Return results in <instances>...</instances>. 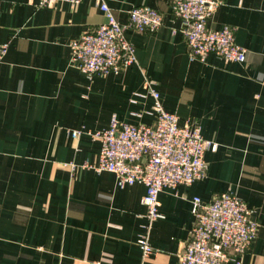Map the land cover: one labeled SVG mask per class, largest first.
Returning <instances> with one entry per match:
<instances>
[{"label": "crops", "instance_id": "0c3cea01", "mask_svg": "<svg viewBox=\"0 0 264 264\" xmlns=\"http://www.w3.org/2000/svg\"><path fill=\"white\" fill-rule=\"evenodd\" d=\"M36 2L0 0V43H8L0 60V264H139L136 240L145 232L154 251L143 264H178L191 199L224 191L253 208L259 224L241 262L226 264H264V0H222L207 21L234 28L243 62L212 53L191 60L170 0H106L121 25L138 5L157 9L162 24L125 28L136 63L92 77L70 63L69 43L105 20L94 0ZM145 80L180 126H197L216 144L202 178L159 192L162 217L150 223L145 186L121 187L112 172L97 171L99 140L70 134L102 130L112 115L152 123Z\"/></svg>", "mask_w": 264, "mask_h": 264}, {"label": "built area", "instance_id": "2783aa9c", "mask_svg": "<svg viewBox=\"0 0 264 264\" xmlns=\"http://www.w3.org/2000/svg\"><path fill=\"white\" fill-rule=\"evenodd\" d=\"M58 0H37L38 7H53ZM71 5L81 0H63ZM105 17L96 26L85 29L69 43L70 63L86 77L120 73L136 63L133 44L124 34L125 28L139 32H153L162 24V14L148 5H138L127 12V22L121 25L106 0H94ZM222 0H170L172 13L180 20L179 31L187 45L191 60L204 61L209 53L225 60L243 62L246 49L236 43L234 28L207 26V21ZM8 43H0V60ZM144 87L153 103L147 114L154 116L152 123H131L112 115L109 125L95 132L84 127L70 131L73 138L87 133L100 142L97 171H109L117 184L141 183L146 191L142 203L148 222L162 217L158 194L165 188L190 185L202 178L207 169L204 154L215 150L216 144L201 136L199 128L180 126L177 115L166 111L152 82ZM134 96H145L136 92ZM135 102V98H131ZM140 116V113H133ZM193 222L181 249L178 264H226L229 260L241 262L256 236L258 222L253 208L230 191L213 194L203 201L191 199ZM136 243L143 262L153 253L148 234H141Z\"/></svg>", "mask_w": 264, "mask_h": 264}]
</instances>
